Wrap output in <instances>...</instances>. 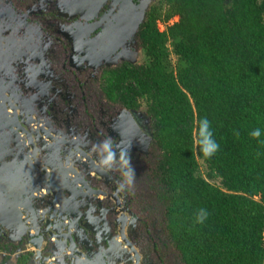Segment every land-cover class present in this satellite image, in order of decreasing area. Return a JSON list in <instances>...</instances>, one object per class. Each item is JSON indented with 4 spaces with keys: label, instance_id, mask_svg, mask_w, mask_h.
<instances>
[{
    "label": "flooded vegetation",
    "instance_id": "1",
    "mask_svg": "<svg viewBox=\"0 0 264 264\" xmlns=\"http://www.w3.org/2000/svg\"><path fill=\"white\" fill-rule=\"evenodd\" d=\"M160 3L0 0V262L18 249L8 244L6 224L15 221L24 230L30 223L17 214L21 198L32 200L31 218L42 216L47 206L33 198L49 193L44 181L53 175L58 191H74L69 178L86 177L106 194L100 198L111 237L113 216L131 212L125 235L139 252L132 264H187L154 214L158 194L148 175L156 145L154 115L145 99L134 103L116 85L119 72L147 62L142 27ZM107 139L116 154L109 164ZM121 150L129 153L135 172L123 189ZM79 161L104 179L73 169ZM50 166L53 174L46 173Z\"/></svg>",
    "mask_w": 264,
    "mask_h": 264
},
{
    "label": "trees",
    "instance_id": "2",
    "mask_svg": "<svg viewBox=\"0 0 264 264\" xmlns=\"http://www.w3.org/2000/svg\"><path fill=\"white\" fill-rule=\"evenodd\" d=\"M163 3L165 15L153 7L142 27L147 62L116 85L154 115L149 170L166 237L187 264H264V0ZM205 118L211 156L199 147Z\"/></svg>",
    "mask_w": 264,
    "mask_h": 264
},
{
    "label": "water",
    "instance_id": "3",
    "mask_svg": "<svg viewBox=\"0 0 264 264\" xmlns=\"http://www.w3.org/2000/svg\"><path fill=\"white\" fill-rule=\"evenodd\" d=\"M75 167L73 169L83 171L87 177L95 175L104 179L103 173L86 161H79ZM50 168L51 171L46 173L53 174L54 167ZM69 179L74 191L67 187L58 191L52 175L44 181L49 193L31 197L46 204L42 216L31 218L27 202L32 200L21 198L22 207L17 214L21 222L30 223L24 230L18 228L15 221L6 224L8 244H14L18 249L6 253V260L0 264H132V257L139 256L125 235L126 227L131 225V212L120 210L117 216H113L111 223L116 233L111 237L107 231L103 199L100 198L101 194H106L92 188L86 177ZM0 199L3 198L0 196ZM16 233L20 236L18 239L14 236ZM117 236H121V240Z\"/></svg>",
    "mask_w": 264,
    "mask_h": 264
},
{
    "label": "clouds",
    "instance_id": "4",
    "mask_svg": "<svg viewBox=\"0 0 264 264\" xmlns=\"http://www.w3.org/2000/svg\"><path fill=\"white\" fill-rule=\"evenodd\" d=\"M253 137H259L260 131L259 129L253 131L251 133ZM199 147L205 156H211L214 151L218 148V145L215 141L211 138V131L209 130V121L205 118L200 122V129H199ZM113 146L111 139H107L104 143V149L108 152L107 157L104 160L105 164H109L116 159V154L113 151H110ZM119 160L121 162V168L124 169L123 171V178L124 182L119 183V188L123 189L124 184L131 185L133 183L135 172L131 166V157L129 153L125 152L124 150L120 151ZM200 222H203V216L200 217Z\"/></svg>",
    "mask_w": 264,
    "mask_h": 264
},
{
    "label": "rangeland",
    "instance_id": "5",
    "mask_svg": "<svg viewBox=\"0 0 264 264\" xmlns=\"http://www.w3.org/2000/svg\"><path fill=\"white\" fill-rule=\"evenodd\" d=\"M159 1H161V3L159 4V5H163L162 7V14H163V16L165 15V13H166V11H167V5H165L163 2H164V0H159ZM157 6H158V4H157ZM178 20V17H173L168 23L169 24H173L175 21H177ZM168 23H164L162 20H159V27L162 29V30H164L165 28H166V26H167V24ZM171 51H172V48H171ZM170 61H171V64L174 66L175 64H176V61H177V56L173 53V52H171V55H170ZM150 163H148V165H149ZM199 173L201 174V175H203L204 177H206V178H208L210 181H212L213 183H215V184H218V185H220L221 184V181H220V179L219 178H210L209 176H208V174H209V169H208V167L206 166V164L202 161V160H200V169H199ZM148 175L151 177V173H150V170H148ZM151 179V178H150ZM151 181H152V179H151ZM151 187H152V189H151V191L152 192H155L156 193V191L153 189V182H151ZM148 200H149V203L148 204H146V206H148V207H151V203H153L154 202V200H153V198H151V197H149L148 198ZM155 206H156V211L154 212V214H155V216H157V217H159V219H161V222L164 220V214H165V207H164V205L161 203V202H159L158 200L157 201H155ZM163 224V223H162Z\"/></svg>",
    "mask_w": 264,
    "mask_h": 264
}]
</instances>
